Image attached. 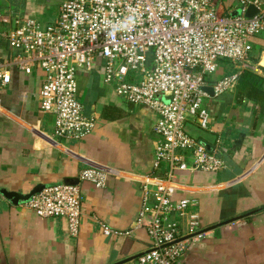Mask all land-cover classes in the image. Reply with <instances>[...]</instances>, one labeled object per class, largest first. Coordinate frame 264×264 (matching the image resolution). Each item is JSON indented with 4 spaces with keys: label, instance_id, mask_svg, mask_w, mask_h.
Masks as SVG:
<instances>
[{
    "label": "crops",
    "instance_id": "obj_1",
    "mask_svg": "<svg viewBox=\"0 0 264 264\" xmlns=\"http://www.w3.org/2000/svg\"><path fill=\"white\" fill-rule=\"evenodd\" d=\"M216 1L219 15L239 13L234 0ZM57 8V0H0V64L13 57L1 37L11 27L5 18L18 15L47 25ZM251 44L249 61L264 78V35ZM221 64L207 88L236 73L232 65ZM6 70L9 83L0 82V264H136L149 247L146 231L136 227L142 185L166 172L153 167L156 115L120 100L103 84L102 63L95 60L91 71L76 74L78 99L95 128L81 140L59 139L54 115L39 109L42 71ZM205 105L208 131L193 124L186 131L216 151L224 168L175 174L174 200L196 205L174 222L184 235L194 215L199 228L197 242L177 264H264V211L253 213L264 207V110L248 99L238 101L235 87L220 96L207 93ZM89 166L108 172L104 188L78 180ZM70 180L81 196L76 237L69 235L66 220L39 218L25 203L6 198ZM102 226L113 233L104 234Z\"/></svg>",
    "mask_w": 264,
    "mask_h": 264
},
{
    "label": "built area",
    "instance_id": "obj_2",
    "mask_svg": "<svg viewBox=\"0 0 264 264\" xmlns=\"http://www.w3.org/2000/svg\"><path fill=\"white\" fill-rule=\"evenodd\" d=\"M57 2L56 18L47 25L18 15L4 19L11 27L1 37L13 57L0 64V82L9 83L6 68L26 74L41 70L39 109L54 115V135L59 139L81 140L95 128L94 117L84 113L78 99L76 82L77 71H91L95 60L102 63L103 84L120 100L156 115L153 167L166 172L142 185L136 227L146 231L149 247L135 263L177 264L197 242L199 228L194 215L184 235L174 222V216H188V209L196 205L174 200L175 174L217 173L224 168L216 151L188 134L186 126L208 131L203 88L221 62L232 65L236 73L213 86L215 96L232 91L243 70L259 72L249 55L251 40L264 35V0H234L239 9L234 16L219 15L216 0ZM249 6L256 14L247 18ZM107 176L104 169L89 166L79 172L78 180L101 189ZM24 206L39 218L66 220L69 235H78L81 196L76 185H48Z\"/></svg>",
    "mask_w": 264,
    "mask_h": 264
},
{
    "label": "trees",
    "instance_id": "obj_3",
    "mask_svg": "<svg viewBox=\"0 0 264 264\" xmlns=\"http://www.w3.org/2000/svg\"><path fill=\"white\" fill-rule=\"evenodd\" d=\"M235 95L238 101L248 99L264 110V78L253 71L243 70L236 81ZM261 211H264V207L254 210L253 213Z\"/></svg>",
    "mask_w": 264,
    "mask_h": 264
},
{
    "label": "water",
    "instance_id": "obj_4",
    "mask_svg": "<svg viewBox=\"0 0 264 264\" xmlns=\"http://www.w3.org/2000/svg\"><path fill=\"white\" fill-rule=\"evenodd\" d=\"M255 14H256V10L252 6H249L245 12V17L250 18ZM203 90L206 93L213 95V90L211 88L204 87ZM65 184L76 185L77 183L70 180V181H66ZM46 187L47 186L45 185L43 188H37L26 197L21 196L18 193H9V194H6V198L14 204H17V205L18 204H24V203L28 202L34 194L39 193L42 189H44Z\"/></svg>",
    "mask_w": 264,
    "mask_h": 264
},
{
    "label": "rangeland",
    "instance_id": "obj_5",
    "mask_svg": "<svg viewBox=\"0 0 264 264\" xmlns=\"http://www.w3.org/2000/svg\"><path fill=\"white\" fill-rule=\"evenodd\" d=\"M223 66H222V64L220 63L219 65H218V68L220 69V68H222Z\"/></svg>",
    "mask_w": 264,
    "mask_h": 264
}]
</instances>
